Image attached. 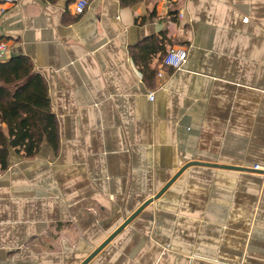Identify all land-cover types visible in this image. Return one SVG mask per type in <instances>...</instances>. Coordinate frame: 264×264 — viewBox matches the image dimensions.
<instances>
[{
  "label": "crops",
  "instance_id": "crops-1",
  "mask_svg": "<svg viewBox=\"0 0 264 264\" xmlns=\"http://www.w3.org/2000/svg\"><path fill=\"white\" fill-rule=\"evenodd\" d=\"M75 1L0 0L58 126L0 170V264H80L168 184L87 264H264V0Z\"/></svg>",
  "mask_w": 264,
  "mask_h": 264
},
{
  "label": "trees",
  "instance_id": "trees-1",
  "mask_svg": "<svg viewBox=\"0 0 264 264\" xmlns=\"http://www.w3.org/2000/svg\"><path fill=\"white\" fill-rule=\"evenodd\" d=\"M156 51L162 52V46L143 48L145 54ZM44 141L57 149L58 126L43 79L26 57L0 62V170L7 167L10 149L31 158Z\"/></svg>",
  "mask_w": 264,
  "mask_h": 264
},
{
  "label": "built area",
  "instance_id": "built-area-1",
  "mask_svg": "<svg viewBox=\"0 0 264 264\" xmlns=\"http://www.w3.org/2000/svg\"><path fill=\"white\" fill-rule=\"evenodd\" d=\"M8 1V0H7ZM88 5V0H76L74 3V11L78 14L82 13ZM2 13V10H0ZM7 46L4 43H0V62L7 60ZM187 57V52L182 48H171L169 49L165 56L162 59V65L169 67L173 70H178L185 63ZM158 77H161L162 74L159 72L157 74ZM148 100H154V93L150 92L148 94ZM253 170L262 171L264 173V168H260L259 166H254Z\"/></svg>",
  "mask_w": 264,
  "mask_h": 264
},
{
  "label": "water",
  "instance_id": "water-1",
  "mask_svg": "<svg viewBox=\"0 0 264 264\" xmlns=\"http://www.w3.org/2000/svg\"><path fill=\"white\" fill-rule=\"evenodd\" d=\"M228 169H232L226 167ZM170 186V184L166 185L153 199H157L160 195H162L166 189ZM152 199V200H153ZM152 200H148L142 207H140L136 212H134L129 218H127L110 236H108L104 242H102L93 252L89 254L80 264H87L97 253H99L119 232H121L126 225H128L140 212L141 210L148 204L152 202Z\"/></svg>",
  "mask_w": 264,
  "mask_h": 264
},
{
  "label": "rangeland",
  "instance_id": "rangeland-1",
  "mask_svg": "<svg viewBox=\"0 0 264 264\" xmlns=\"http://www.w3.org/2000/svg\"><path fill=\"white\" fill-rule=\"evenodd\" d=\"M5 61H7V60H5ZM5 128V127H4Z\"/></svg>",
  "mask_w": 264,
  "mask_h": 264
}]
</instances>
